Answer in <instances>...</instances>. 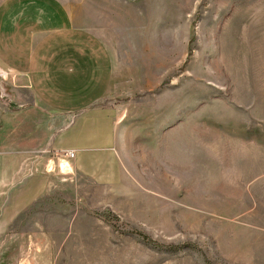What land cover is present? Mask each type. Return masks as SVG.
Returning a JSON list of instances; mask_svg holds the SVG:
<instances>
[{"label":"rangeland","instance_id":"obj_1","mask_svg":"<svg viewBox=\"0 0 264 264\" xmlns=\"http://www.w3.org/2000/svg\"><path fill=\"white\" fill-rule=\"evenodd\" d=\"M61 1L111 51L117 173L1 177L0 264H264V0Z\"/></svg>","mask_w":264,"mask_h":264},{"label":"crops","instance_id":"obj_2","mask_svg":"<svg viewBox=\"0 0 264 264\" xmlns=\"http://www.w3.org/2000/svg\"><path fill=\"white\" fill-rule=\"evenodd\" d=\"M0 70V179L23 178L27 191L51 165L99 182L117 173L114 110L98 105L111 51L61 0H0Z\"/></svg>","mask_w":264,"mask_h":264},{"label":"built area","instance_id":"obj_3","mask_svg":"<svg viewBox=\"0 0 264 264\" xmlns=\"http://www.w3.org/2000/svg\"><path fill=\"white\" fill-rule=\"evenodd\" d=\"M63 153H66L69 157H73L74 156V153L71 150H68V151L63 152Z\"/></svg>","mask_w":264,"mask_h":264}]
</instances>
